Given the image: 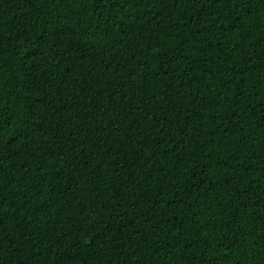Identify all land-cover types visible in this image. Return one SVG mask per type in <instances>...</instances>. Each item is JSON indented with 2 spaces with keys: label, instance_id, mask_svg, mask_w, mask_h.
I'll return each mask as SVG.
<instances>
[{
  "label": "trees",
  "instance_id": "obj_1",
  "mask_svg": "<svg viewBox=\"0 0 264 264\" xmlns=\"http://www.w3.org/2000/svg\"><path fill=\"white\" fill-rule=\"evenodd\" d=\"M0 264H264V0H0Z\"/></svg>",
  "mask_w": 264,
  "mask_h": 264
}]
</instances>
